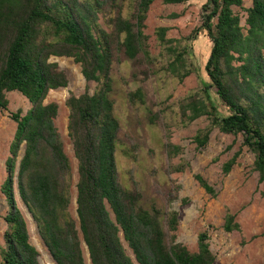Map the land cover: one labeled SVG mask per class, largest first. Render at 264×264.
<instances>
[{"label": "trees", "instance_id": "trees-1", "mask_svg": "<svg viewBox=\"0 0 264 264\" xmlns=\"http://www.w3.org/2000/svg\"><path fill=\"white\" fill-rule=\"evenodd\" d=\"M154 1L0 0V109L7 108L9 91L20 92L30 103L24 114H10L16 129L0 185L8 206L0 246L3 264H41L15 199L14 179L20 201L54 264H85L82 243L91 264H134L121 236L137 264L214 263L207 231L198 234L195 251L176 241L178 215L166 207L173 194L164 203L147 201L140 189L119 179L117 149L135 160L128 147H119L121 124L112 98L116 68L126 62L133 68L131 81L137 84L126 93L127 103L145 106L148 122L165 131L168 159L183 151L168 140L170 127L183 128L205 116L207 124L192 137L196 148L206 146L214 129L241 134L242 145L254 155L251 169L260 182L264 180V0H251L244 26L232 8L242 7L243 0H206L201 25L194 32L208 42L205 81L170 103L167 96L148 106L138 83L162 72L180 84L196 71L188 44L194 36L166 38L167 27H158L160 52L151 54L144 29ZM183 1L187 0H163ZM102 13L106 29L99 23ZM52 56L72 57L85 81L96 83L92 93L70 95L65 101L67 133L77 160L76 218L69 212L72 165L54 125L58 104L44 102L50 90L68 83L57 63L50 61ZM240 152L238 148L222 164L224 174ZM169 167V172H182L190 165L182 160ZM194 179L216 197L204 177L194 174ZM222 227L226 232L240 229L228 210Z\"/></svg>", "mask_w": 264, "mask_h": 264}, {"label": "rangeland", "instance_id": "rangeland-1", "mask_svg": "<svg viewBox=\"0 0 264 264\" xmlns=\"http://www.w3.org/2000/svg\"><path fill=\"white\" fill-rule=\"evenodd\" d=\"M205 1L187 0L166 4L163 0H155L150 6L144 33L148 36L151 54L157 55L160 52L156 39L158 27H167L166 38L182 39L189 36L190 39L194 36L188 44H190L189 55L196 66V71L180 84H176L169 75L162 72L151 74L146 82L138 83L145 94L146 105L153 106L167 96L169 97L166 103H170L205 81L203 63L208 51V42L201 34H194L202 22L201 5ZM250 5L251 0H243L242 7H232L240 16L242 26L246 16L245 9ZM104 17V13L99 15V23L106 29ZM50 61L57 63L68 80L66 87L50 90L44 102L53 101L58 104V115L54 125L72 165L73 184L69 212L76 218L77 160L67 133L69 110L65 101L70 95L78 96L85 91L92 93L96 83L85 81L80 64L72 57L52 56ZM132 71L129 62L116 68L112 94L115 113L121 124L119 136L123 144L119 147H128L132 155H135L133 160L124 156L119 149L116 151L118 176L122 184L140 189L147 201L156 200L164 203L170 194H173L172 199L167 201L166 207L169 211H176L178 215L176 241L195 251L198 234L207 231L208 242L215 255L213 264H264V180L260 182L258 173L251 169L254 155L247 146L242 145V135L223 134L214 129L206 146L197 149L192 137L198 128L207 124L206 117L201 116L186 127H170L168 140L172 144L181 146L183 151L168 159L163 149V144L166 142L165 131L163 132L158 125H151L148 122L145 106L135 107L127 103L126 93L137 86L131 81ZM6 97L8 106L6 109H0V185L6 177L5 160L16 129V123L11 119L10 114L17 111L24 114L30 106L28 100L18 91H9ZM238 148H241V152L236 163L229 173L224 174L221 169L222 164ZM21 154L22 150L19 158ZM182 160L187 161L190 168L182 172H169L170 164L175 165ZM194 174H200L208 181L217 192L216 197H211L198 185ZM14 193L27 224L30 242L39 252L40 263L54 264L41 243L33 220L20 201L16 179H14ZM227 210L235 215V221L240 226L239 230L226 232L223 229ZM7 211V203L0 191V246L3 245V234L7 229L4 221ZM121 241L127 254L134 264H137L122 236ZM81 247L85 264H91L88 261L85 244L82 243ZM0 264H3L1 257Z\"/></svg>", "mask_w": 264, "mask_h": 264}, {"label": "bare ground", "instance_id": "bare-ground-1", "mask_svg": "<svg viewBox=\"0 0 264 264\" xmlns=\"http://www.w3.org/2000/svg\"><path fill=\"white\" fill-rule=\"evenodd\" d=\"M89 263H90V260L88 259Z\"/></svg>", "mask_w": 264, "mask_h": 264}]
</instances>
